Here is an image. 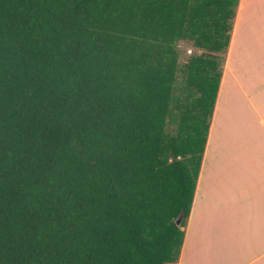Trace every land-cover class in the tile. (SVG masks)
<instances>
[{
	"label": "trees",
	"instance_id": "trees-1",
	"mask_svg": "<svg viewBox=\"0 0 264 264\" xmlns=\"http://www.w3.org/2000/svg\"><path fill=\"white\" fill-rule=\"evenodd\" d=\"M239 2L0 0V264H178Z\"/></svg>",
	"mask_w": 264,
	"mask_h": 264
},
{
	"label": "crops",
	"instance_id": "crops-1",
	"mask_svg": "<svg viewBox=\"0 0 264 264\" xmlns=\"http://www.w3.org/2000/svg\"><path fill=\"white\" fill-rule=\"evenodd\" d=\"M178 264H264V0H240Z\"/></svg>",
	"mask_w": 264,
	"mask_h": 264
},
{
	"label": "rangeland",
	"instance_id": "rangeland-1",
	"mask_svg": "<svg viewBox=\"0 0 264 264\" xmlns=\"http://www.w3.org/2000/svg\"><path fill=\"white\" fill-rule=\"evenodd\" d=\"M179 48L181 50V61L183 62L188 55L192 54L195 51H200L198 49H195L191 43L189 42H180ZM191 50V52H189Z\"/></svg>",
	"mask_w": 264,
	"mask_h": 264
},
{
	"label": "water",
	"instance_id": "water-1",
	"mask_svg": "<svg viewBox=\"0 0 264 264\" xmlns=\"http://www.w3.org/2000/svg\"><path fill=\"white\" fill-rule=\"evenodd\" d=\"M184 219V213L182 212L179 217L177 218L176 222L178 225H181L182 224V221Z\"/></svg>",
	"mask_w": 264,
	"mask_h": 264
},
{
	"label": "built area",
	"instance_id": "built-area-1",
	"mask_svg": "<svg viewBox=\"0 0 264 264\" xmlns=\"http://www.w3.org/2000/svg\"><path fill=\"white\" fill-rule=\"evenodd\" d=\"M189 52H191V50H189Z\"/></svg>",
	"mask_w": 264,
	"mask_h": 264
}]
</instances>
